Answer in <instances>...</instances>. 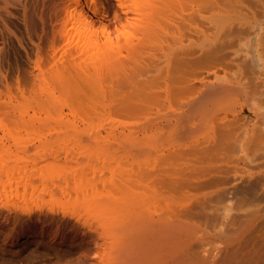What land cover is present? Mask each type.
<instances>
[{
    "label": "bare ground",
    "instance_id": "1",
    "mask_svg": "<svg viewBox=\"0 0 264 264\" xmlns=\"http://www.w3.org/2000/svg\"><path fill=\"white\" fill-rule=\"evenodd\" d=\"M7 1L28 66L13 88L0 64L11 216H67L79 250L60 264H264V0H108V24L76 0Z\"/></svg>",
    "mask_w": 264,
    "mask_h": 264
},
{
    "label": "rangeland",
    "instance_id": "2",
    "mask_svg": "<svg viewBox=\"0 0 264 264\" xmlns=\"http://www.w3.org/2000/svg\"><path fill=\"white\" fill-rule=\"evenodd\" d=\"M9 1H14V0H8L7 3ZM46 1H48L47 4H49V5L57 2V0H53V1L52 0H46ZM62 1L69 2L70 0H62ZM109 1L105 0V2H104L105 13H102L100 10H98V11L92 10L91 11L89 0H76V6L77 5L78 6L83 5L84 9L88 10L87 12L92 18L96 19V21H101L103 24H108L109 19H110V12L112 9L111 8L112 5ZM58 2H59V0H58ZM60 2H61V0H60ZM84 3H85V5H84ZM7 5H6L7 13H6V10L5 11L1 10L0 12H2V14L4 13V15L7 14L8 17L9 18L11 17V18H10V20H8L9 21L8 22L7 21V18H8L7 15L4 16L6 19L3 17V15H1L2 19H3V21L7 22L6 26H8V24L10 23V27L8 26L10 30H11L12 26H13V28L15 27L16 30H15V28L14 29L12 28L11 31L13 34H16L19 36L21 33L20 32L21 28L20 27L18 28V26H17L18 24H20V22H18V21H20V19L18 20L19 15H16L18 13L15 14L12 11L13 9L17 10L18 7L14 3L12 4V2H10ZM87 8H89L90 10ZM16 10H14V11H16ZM16 12H18V10ZM8 13L9 14L12 13L11 14L12 16L9 15ZM100 15H101V17H99ZM14 18H16V19H14ZM6 22H5V24H6ZM12 23H15L17 25L14 26L15 24L13 25ZM11 24H12V26H11ZM20 26H21V24H20ZM0 27L2 28L1 23H0ZM1 28H0V41H1L0 44L2 43L3 40L6 39V37H5L6 34L3 33ZM26 40L27 39H25V38L23 39V43H24L23 46L25 45L26 49H28V47H30V44H29V46H26V44L29 43V41L28 40L26 41ZM6 41H7V39H6ZM10 41L5 42L6 43L5 46L10 44V46L9 45H8V47L6 46L7 51L5 50V53L7 54V52H10V54H7V55L5 54V56L3 57L4 59L2 60V62L0 64L5 65L6 62L9 63V61H6L4 63V61L6 59L7 60L10 59V62H12V61L14 62V63L12 62L11 64L9 63L10 64V65L8 64L9 66L6 63V65H5L6 67L3 68V69L6 68V70L3 71L4 73H6V71H9L8 72L9 75H6L8 73L5 74V81L6 82L5 81H3V82L7 83L8 86L10 85L9 87L14 88L15 85L17 86L18 84H20V83L17 84V82H18V80H20L19 78H21V76L18 78V77H15V75L16 74L18 75V73H17L18 71H20L21 69H25V67H28V66H26L27 61L25 59L24 53L22 52L23 51L22 48L21 49L19 48L22 51H21V55H18L17 53H18L19 49L17 50L16 47H20V46H17V44L14 41H11V42ZM11 43L16 44V46L14 44V47H15L14 51H13V47L10 48L12 46ZM19 54H20V52H19ZM23 60L25 62L24 64H23ZM18 62H19V64H23V65H18ZM15 63L17 64V66H16L17 68L18 67L20 68L21 66H22V68H20L19 70L16 68L17 69L16 70L15 67H13V65ZM2 65H1V67H3ZM9 67L11 69H9ZM11 70H13L16 74H14V72ZM21 71L20 72L23 74V71H26V69L21 70ZM12 75H13V77H12ZM7 77L9 79L10 78L11 79L16 78L17 81L11 80V79L7 80ZM21 80L23 81V78H21ZM22 81H21V85H19V87L22 86V84H23ZM12 82L13 83L16 82V83H14V85L12 86ZM17 201H18V203H17ZM21 201L22 200H18V199L16 200L15 198L11 199L9 201H6V199H4V198H2L0 200V208H2L4 211H5V209L8 210V211H5L4 213H6V212L9 213V215L7 214L6 216L0 215V264H60L63 260L72 258L78 253L77 251L79 249H78V247H75L76 245L74 244L73 238L71 237V235L66 234V231H65L66 224L68 222L66 220V219H68L67 216L63 217V220L65 219L67 222L64 220L58 224V226H57L58 231L57 230L55 231V229H46L45 227L40 226V225H36V224L27 225V224H25L21 221H17L16 219L13 218V216H15L16 214H18L21 211L20 208H18L19 206L20 207L22 206L23 202L21 203ZM16 210H17V212H16ZM10 212H11V214H10ZM58 214H60V213H57V215ZM11 215H13V216H11ZM9 216H11V217H9ZM1 221H3L4 223H7L8 227L3 226L1 224ZM65 222H66V224H65ZM87 264H92V263H91V261H88Z\"/></svg>",
    "mask_w": 264,
    "mask_h": 264
}]
</instances>
